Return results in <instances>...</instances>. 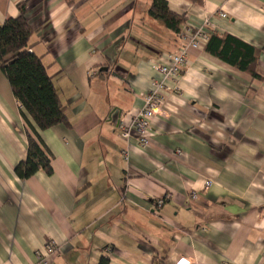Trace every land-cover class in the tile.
I'll use <instances>...</instances> for the list:
<instances>
[{"label":"crops","instance_id":"1","mask_svg":"<svg viewBox=\"0 0 264 264\" xmlns=\"http://www.w3.org/2000/svg\"><path fill=\"white\" fill-rule=\"evenodd\" d=\"M22 2L68 125L37 129L51 173L18 177L34 123L0 68V264H42L47 242L46 264H264V0H166L185 24L207 18L209 36L253 49L257 76L208 39L191 49L146 146L118 124L143 106L153 62L180 45L151 0H0V24Z\"/></svg>","mask_w":264,"mask_h":264},{"label":"trees","instance_id":"2","mask_svg":"<svg viewBox=\"0 0 264 264\" xmlns=\"http://www.w3.org/2000/svg\"><path fill=\"white\" fill-rule=\"evenodd\" d=\"M26 10V2L18 4L17 16L9 17L0 24V68L8 79L22 114L25 117L29 115L34 123L27 124L26 159L14 168L16 175L22 179L40 170L48 174L52 171L49 152L37 129L45 130L58 124L68 125L66 107L57 94L47 67L41 58L31 51L32 45L29 41L33 29L26 19ZM147 13L176 35L186 22L184 15L169 10L166 0H151ZM206 50L252 76H257L254 71V50L234 37L211 34L206 43ZM98 264H109L108 257L102 256Z\"/></svg>","mask_w":264,"mask_h":264},{"label":"built area","instance_id":"3","mask_svg":"<svg viewBox=\"0 0 264 264\" xmlns=\"http://www.w3.org/2000/svg\"><path fill=\"white\" fill-rule=\"evenodd\" d=\"M220 16L225 17L226 14L222 12ZM210 25L211 23L207 18H204L202 24L199 26L185 24L177 34L180 40L177 50L162 54V56L153 62L154 71L158 76L154 78L149 90L144 95L143 106L138 109L129 124H118L122 139L127 140L131 138L133 131L135 139L141 146L148 144L150 135L152 134V119L160 111L167 90V82L177 80L187 62L189 51L193 48H198L208 39ZM122 155L125 159L127 158L126 151H122ZM211 183V180H206L205 187H209ZM188 198H196V193H190ZM162 203L163 200H157L156 207L161 206ZM36 253L40 262L46 264L49 257L56 255L57 247L52 242H47L45 244V255H42L39 251Z\"/></svg>","mask_w":264,"mask_h":264}]
</instances>
